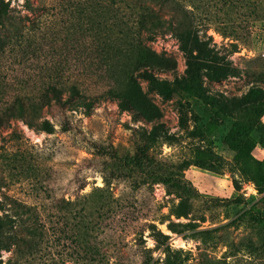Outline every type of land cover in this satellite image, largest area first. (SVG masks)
Instances as JSON below:
<instances>
[{
	"label": "rangeland",
	"instance_id": "rangeland-1",
	"mask_svg": "<svg viewBox=\"0 0 264 264\" xmlns=\"http://www.w3.org/2000/svg\"><path fill=\"white\" fill-rule=\"evenodd\" d=\"M5 1L12 11L0 28V200L32 207L47 229L33 253H3V264H98L95 245L105 253L106 264H165L166 257L172 264H264V225L244 217L249 210L264 213V193L233 165L237 151L264 159V116L244 118L254 102L264 99V21L249 16L255 6L201 4V35L212 38L217 62L238 72L219 81L204 72L206 93L229 107L226 119L208 131L214 110L179 86L164 99L138 77L145 119L106 93L113 80L102 46L121 43L136 30L133 0ZM221 19L234 23L238 40L223 37L218 31L223 25L209 24ZM232 43H238L236 52ZM148 45L158 57L159 78L171 83L184 78L185 56L173 35ZM51 77L97 98L90 113L46 107L42 120L53 124L52 134L9 119L6 114L18 101L38 102ZM253 88L261 90L258 97L251 95ZM134 142L168 165L190 164L187 182L134 189L126 180H112L107 191L115 203L103 215L95 213L100 229L92 235L91 259H86L74 207L65 202L86 203L98 188H106L109 172L95 143L133 155ZM178 194L191 198L189 220L204 234L183 238L159 223L178 203ZM149 223L171 236L170 253L163 254L166 245L159 248L150 236Z\"/></svg>",
	"mask_w": 264,
	"mask_h": 264
},
{
	"label": "trees",
	"instance_id": "trees-1",
	"mask_svg": "<svg viewBox=\"0 0 264 264\" xmlns=\"http://www.w3.org/2000/svg\"><path fill=\"white\" fill-rule=\"evenodd\" d=\"M214 1H219L225 5L223 7L230 5L231 8L237 6L236 8L239 9L242 5L245 8L255 6L254 11L249 13V16L264 21V0H257L255 3L252 0ZM133 2L137 7L136 30L134 32L130 30L126 33L121 43L108 45L105 42L102 46V53L106 56L105 60H107V66L109 72L112 73L113 80L106 93L117 99L122 109L129 110L133 114L137 113L145 119L146 113L139 102L141 86L137 82L138 77L146 81L164 99H170L179 86L184 93L196 97L214 110V116L207 128L208 131L217 129L229 115V107L206 93L204 72H212L214 81L222 80L228 76H237L238 72L236 69L219 64L216 59L217 54H213L210 47L212 38L209 37L205 40L204 36L201 35L202 28L198 15L202 11L201 4L206 0H186L185 3L180 2V0H133ZM162 8L168 9V13L161 12ZM11 11L10 3L0 0V28L5 26V23L10 19ZM211 23L223 25L224 28L218 30L223 37H233L238 40L236 36L238 30L233 22L221 19L218 22H209V24ZM165 34H171L177 39L179 49L186 60L184 78L173 83L162 80L156 75L155 65L158 57L148 45V43ZM231 46L235 49L233 52H236L238 43H232ZM50 79L51 81L40 94L38 102L18 101L9 108L6 114L9 119L21 120L30 129L52 134L54 132L53 124L49 120H42V111L46 107L57 105L70 110L83 108L86 113H90L97 98L92 97L93 100H91L89 97L81 95L76 85L69 87L61 79L57 80L54 77ZM66 91L69 94L67 97H65ZM260 93L259 88L251 90V95L254 97H258ZM244 114V118L247 120L262 118L264 116V99L254 102ZM7 116L6 118H8ZM2 125L3 119L0 117V127ZM94 148L96 154L105 158L103 166L109 172L104 179L106 188H98L87 199L86 203L65 202L71 209L74 207V218L77 220L78 228L80 231L82 230L84 244L87 248L85 251L86 259L90 258L92 235L100 229L95 213L101 216L107 211L106 209L111 210L110 206L112 207L115 203L112 194L107 191L112 180H126L134 189L174 182L180 184L187 182L184 172L190 167L187 162L179 165H168L151 156L148 147L139 142H134L133 155H124L123 152L115 149L102 148L97 143H95ZM233 165L241 175L256 186L259 193H264V159L257 160L251 154L237 151ZM203 167L211 171L217 170L214 164H204ZM177 199L179 200L178 203L170 209L167 216L161 217L159 223L161 225L166 224L168 231L181 235L183 238L204 234L205 232H197V224L189 220L193 210L191 198L178 194ZM78 206L80 208H77ZM172 217L178 221L181 219L189 221L186 223L176 222L171 219ZM244 217L255 224L264 225V213L249 210L244 213ZM46 227L42 224L37 211L34 212L32 207L18 203L8 204L0 200V264H3V253H13L19 256L33 253L38 247L37 240L42 238ZM148 229L150 236L159 248L166 245L163 254L170 253L172 248L168 242L171 236L164 234L154 223H149ZM189 232H195V234ZM93 247H96L98 264H106L105 253L99 250L96 245ZM169 258H165V264L173 263L170 262Z\"/></svg>",
	"mask_w": 264,
	"mask_h": 264
}]
</instances>
